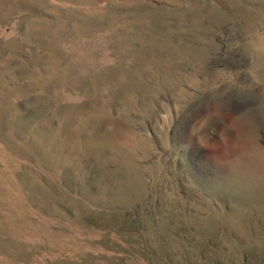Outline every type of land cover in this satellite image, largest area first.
Segmentation results:
<instances>
[{"label":"rangeland","instance_id":"obj_1","mask_svg":"<svg viewBox=\"0 0 264 264\" xmlns=\"http://www.w3.org/2000/svg\"><path fill=\"white\" fill-rule=\"evenodd\" d=\"M0 264H264V0H0Z\"/></svg>","mask_w":264,"mask_h":264}]
</instances>
